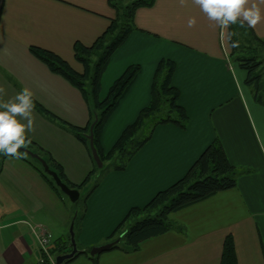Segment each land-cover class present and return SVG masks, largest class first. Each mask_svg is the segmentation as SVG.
<instances>
[{
  "label": "crops",
  "instance_id": "obj_1",
  "mask_svg": "<svg viewBox=\"0 0 264 264\" xmlns=\"http://www.w3.org/2000/svg\"><path fill=\"white\" fill-rule=\"evenodd\" d=\"M254 2L264 13V0ZM117 16L109 0H0V85L6 89L5 99L27 87L36 102L62 120L88 126L90 109L82 92L53 72L31 47L51 50L84 72L75 56L76 43L91 46ZM193 17L196 24L189 28L188 20ZM133 26L101 80L104 100L128 67L141 66L104 128V151L113 147L150 103L155 71L163 58L176 63L173 84L180 90L179 102L190 120L186 128L172 123L156 128L140 149V167L132 171L131 185L124 191L141 194V203H145L183 177L216 138L239 171L238 184L171 213L176 227L144 241L138 251L110 249L96 259L83 253L68 264H220L229 234L234 238L238 264H264V100L256 99L255 88L246 82L247 72L231 54L224 35L230 28L211 22L191 0L183 7L177 0H155L152 6L136 10ZM250 29L264 40V19ZM122 108L128 115L119 137L110 144L107 127ZM33 115L31 140L63 166L72 183L81 185L94 168L86 145L35 107ZM0 169V264H39L42 253L32 225L45 226L52 240L53 232H58L53 247L72 251L69 229L74 212L65 197L23 158L2 157ZM93 203L75 228L82 246L94 245L101 237L97 238L94 229L98 217L106 214L110 218L105 237L127 211ZM52 219L57 229L51 226Z\"/></svg>",
  "mask_w": 264,
  "mask_h": 264
},
{
  "label": "trees",
  "instance_id": "obj_2",
  "mask_svg": "<svg viewBox=\"0 0 264 264\" xmlns=\"http://www.w3.org/2000/svg\"><path fill=\"white\" fill-rule=\"evenodd\" d=\"M109 1L118 13L117 18L91 46L79 42L75 45V56L84 65V72L75 70L66 60L51 50L36 46L31 47V51L36 57L82 92L90 109L88 126L79 127L62 120L34 100L35 108L38 111L56 120L62 127L72 132L90 151L94 168L86 180L81 185H77L67 178L63 166L44 148L33 140L27 146L42 156L64 182L77 189L89 182L98 166L90 148L89 134L92 125L95 146L103 161V167L107 162H110L109 168L124 170L137 152L151 140L159 125L172 123L181 128H186L190 120L185 107L179 102L180 90L173 84L176 63L169 58H163L155 71L150 103L139 112L136 120L123 130L113 147L108 152L104 151L101 141L104 128L136 80L141 66L135 64L128 67L114 81L104 100L100 97L102 76L110 64L113 54L124 44L134 29L133 20L136 10L142 6H152L155 2V0ZM229 32L236 33L230 41L231 54L239 66L247 72L246 82L255 88L256 99L261 102L264 100V40L259 38L247 24L244 27H240L238 24L232 25ZM111 34H114L113 40L108 42ZM233 42H238V46H232ZM94 55H97L96 60H93ZM20 152L25 153L23 159L31 163L58 193L65 194L57 186L53 177L45 172L38 159L25 151ZM3 157L7 156L4 155ZM238 176V169L230 162L223 144L216 138L204 149L183 177L169 187L158 191L145 206H135L129 210L124 220L108 237L110 241L121 239L112 249H121L126 252L138 251L144 241L176 227V224L170 219L171 213L205 200L220 191L235 188L238 184ZM98 185L91 189L86 199ZM83 217L84 214L81 218ZM131 220H135V222L129 223ZM74 223L75 229L77 217L74 218ZM90 249L80 250L74 258L66 260L64 263L71 262L83 253L96 259L99 254L92 256ZM65 252L68 253V250L60 251L56 246L53 247L52 242L51 256L55 257V262L56 257L65 254ZM41 253L43 262L40 260L39 264H53V261L42 250ZM220 264H238L232 234L226 237Z\"/></svg>",
  "mask_w": 264,
  "mask_h": 264
},
{
  "label": "clouds",
  "instance_id": "obj_3",
  "mask_svg": "<svg viewBox=\"0 0 264 264\" xmlns=\"http://www.w3.org/2000/svg\"><path fill=\"white\" fill-rule=\"evenodd\" d=\"M189 0H177L183 7ZM208 19L221 28L227 30L232 25L244 27H255L262 19L264 13L257 6L254 0H191ZM196 19L188 20V27H194ZM224 35L229 41L235 32H225ZM232 46H238L233 42ZM6 89L0 85V154L23 158L25 153L19 150L27 148L31 143L30 134L35 131L34 93L29 88H23L19 93L10 99H5Z\"/></svg>",
  "mask_w": 264,
  "mask_h": 264
},
{
  "label": "rangeland",
  "instance_id": "obj_4",
  "mask_svg": "<svg viewBox=\"0 0 264 264\" xmlns=\"http://www.w3.org/2000/svg\"><path fill=\"white\" fill-rule=\"evenodd\" d=\"M126 1H128V0H126ZM113 37H114V34H111L108 38V42L112 41ZM96 59H97V55H94L93 60H96ZM235 62L238 63L237 61H235ZM123 109H126V108H122L120 110V112L117 114V116L114 118V120H112V122L108 124L106 138H107L108 142H110V144L112 142H114L117 139V137H119L120 132L122 131L121 128L124 125L123 118H125L128 115L127 111H125V110L123 111ZM21 149L19 151H23ZM3 156H4L3 154H0V159ZM44 156H47V155H44ZM130 164H131V167H130ZM109 165H110V162H107L105 164V167H98L97 166L96 172L92 175L90 181L85 186H83V188L80 190V193H81L80 197L81 198L78 201L72 202L66 194L63 195L67 201V206L74 212L73 218L77 217V221L81 220V217L83 214H85L86 207L89 204L94 205L93 202L105 203L106 205H108V207H112V206L113 207H116V206L125 207L127 209V211H126V214H127V212L129 211V209H131L132 206L145 205L152 198V197H150L148 199V201H146L145 203H141L142 200L144 199V197L141 194H139V193L133 194V193H130L128 191H124V189L128 188L131 185L130 179L134 175L132 171L133 170L135 171V169H138L140 167V150L132 158V160L129 162L127 168L124 170H114V169L109 168ZM129 167H130V169H129L128 173H126V171L128 170ZM95 185H98V186L90 194V196L87 197V199H86L87 194L91 191V189ZM136 204H138V205H136ZM139 204H141V205H139ZM126 214L119 221V223L124 220ZM91 216H93V215L89 214V217H91ZM106 216L107 215L105 214V215H102V217H98L100 222H98L97 224L94 225V229L97 228V232H96L97 238L101 236L98 239L97 243L94 245L91 244V245H87V246H82V245H80V243H77L79 250H84L82 248H86V249L91 248L90 249V251H91L93 248H95L97 246H102V245H105L107 243L112 242L108 239V237L114 231V229L117 227V225L119 223L117 225H115L109 231L110 233L108 234V236L103 237V234H105L107 232V230H109V228L107 227V224H108L110 218H107ZM49 222H51V226H54L57 229V225H56L57 222L55 221V219L54 220L52 219ZM103 222H105V223L103 224ZM133 222H135V220H133V221L131 220L129 223H133ZM42 227L45 228V226H43V225H42ZM69 232H70V229H69ZM53 235L54 236H53L52 242H54L55 239L58 238L59 233L53 232ZM106 253H107V251L103 252L102 254L104 255ZM87 256H89V255H87ZM39 258H40V256H38V259ZM52 259H53V261H55L54 256H52ZM53 264H55V263L53 262ZM64 264H68V263H64Z\"/></svg>",
  "mask_w": 264,
  "mask_h": 264
},
{
  "label": "water",
  "instance_id": "obj_5",
  "mask_svg": "<svg viewBox=\"0 0 264 264\" xmlns=\"http://www.w3.org/2000/svg\"><path fill=\"white\" fill-rule=\"evenodd\" d=\"M89 140H90V148L92 151V156L94 158V160L96 161L98 167H103V161L100 158V155L98 153V150L95 146V142H94V133H93V125L91 126V133L89 134ZM21 150L25 151L26 153H28L29 155H31L32 157L38 159L41 164L44 167L45 172H47L49 175H51L54 179V181L56 182L57 186L62 190L63 193H65L72 202H76L77 200H79L80 198V190L77 188H73L70 187L66 182H64L62 180V178L60 177V175L55 171L52 170L48 164V162L42 157L40 156L38 153L33 152L31 149L29 148H22ZM75 223L74 220L71 223V227H70V237H71V244H72V251L69 253H65V254H60L56 257V264H63L66 260L72 259L75 257V255L80 251L77 245V240H76V233H75V229H74ZM121 239L118 238L115 241H112L110 243H107L105 245L102 246H97L95 248H93L91 250V254L92 256H95L97 254H101L105 251H108L110 249L113 248V246L118 243Z\"/></svg>",
  "mask_w": 264,
  "mask_h": 264
},
{
  "label": "built area",
  "instance_id": "obj_6",
  "mask_svg": "<svg viewBox=\"0 0 264 264\" xmlns=\"http://www.w3.org/2000/svg\"><path fill=\"white\" fill-rule=\"evenodd\" d=\"M31 232H32V235L35 237V239L38 241L42 252L46 256H48L51 259V261H53L52 256H51L52 236L49 233V231L40 225L39 226L32 225ZM41 261L43 262V258H41ZM53 262L56 264L55 261Z\"/></svg>",
  "mask_w": 264,
  "mask_h": 264
}]
</instances>
